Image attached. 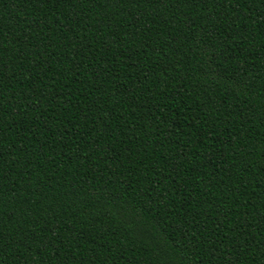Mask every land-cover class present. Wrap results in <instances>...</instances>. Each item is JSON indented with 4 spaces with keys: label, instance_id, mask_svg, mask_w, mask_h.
Wrapping results in <instances>:
<instances>
[{
    "label": "trees",
    "instance_id": "trees-1",
    "mask_svg": "<svg viewBox=\"0 0 264 264\" xmlns=\"http://www.w3.org/2000/svg\"><path fill=\"white\" fill-rule=\"evenodd\" d=\"M0 264H264V0H0Z\"/></svg>",
    "mask_w": 264,
    "mask_h": 264
}]
</instances>
